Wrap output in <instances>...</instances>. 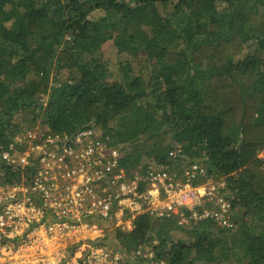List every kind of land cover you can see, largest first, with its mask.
<instances>
[{
    "label": "trees",
    "instance_id": "16d2710c",
    "mask_svg": "<svg viewBox=\"0 0 264 264\" xmlns=\"http://www.w3.org/2000/svg\"><path fill=\"white\" fill-rule=\"evenodd\" d=\"M110 41L136 74L112 80ZM93 127L130 178L196 163L238 214L232 231L140 215L111 235L125 257L264 264V0H0V187L33 173L1 160L19 133Z\"/></svg>",
    "mask_w": 264,
    "mask_h": 264
},
{
    "label": "built area",
    "instance_id": "2783aa9c",
    "mask_svg": "<svg viewBox=\"0 0 264 264\" xmlns=\"http://www.w3.org/2000/svg\"><path fill=\"white\" fill-rule=\"evenodd\" d=\"M107 141L93 127L73 136L27 130L6 144L1 160L33 173L0 187V264L151 263L150 248L129 260L108 241L115 230L130 232L144 214L174 217L181 226L207 219L234 230L237 210L218 184L197 183L205 176L201 165H189L180 177L161 165L130 178Z\"/></svg>",
    "mask_w": 264,
    "mask_h": 264
},
{
    "label": "rangeland",
    "instance_id": "374dc122",
    "mask_svg": "<svg viewBox=\"0 0 264 264\" xmlns=\"http://www.w3.org/2000/svg\"><path fill=\"white\" fill-rule=\"evenodd\" d=\"M99 16H100L99 12L98 13L96 12L93 14V17L95 19L98 18ZM102 54H103V57L106 60V62L108 63V66L111 70L112 80H119L118 71L120 72L121 70H123L125 72H130L133 69L134 74H136L138 72L139 66L137 65V63L136 62L130 63V59L125 54L118 52L117 48L115 47V45L112 41L106 43L103 46ZM43 129L44 128H40L39 130H43ZM261 156H262V154L259 155V157H261ZM185 164H186L185 162H179V163L175 162L174 163L175 168L173 166V170L179 175L181 170L183 169V166H185ZM205 182L217 184V182H214L213 180H208ZM219 186H220V194H221V185H219ZM115 231H118V230H115ZM115 231L112 232V236H113ZM112 236H111V238L108 239L110 244L112 243L110 241V239H112ZM155 244H156V242L153 243V245H155ZM149 248L151 250V247H149ZM132 254L133 253H131V256H132ZM128 258H130L129 260H132L131 257H128Z\"/></svg>",
    "mask_w": 264,
    "mask_h": 264
}]
</instances>
